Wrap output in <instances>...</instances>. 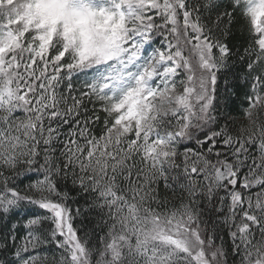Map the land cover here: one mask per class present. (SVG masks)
Returning a JSON list of instances; mask_svg holds the SVG:
<instances>
[{"label": "snow or ice", "instance_id": "6c2138e0", "mask_svg": "<svg viewBox=\"0 0 264 264\" xmlns=\"http://www.w3.org/2000/svg\"><path fill=\"white\" fill-rule=\"evenodd\" d=\"M0 264H264V0H0Z\"/></svg>", "mask_w": 264, "mask_h": 264}]
</instances>
